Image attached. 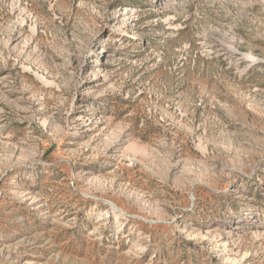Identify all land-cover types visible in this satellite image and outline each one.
<instances>
[{"label": "rangeland", "instance_id": "374dc122", "mask_svg": "<svg viewBox=\"0 0 264 264\" xmlns=\"http://www.w3.org/2000/svg\"><path fill=\"white\" fill-rule=\"evenodd\" d=\"M0 264H264V0H0Z\"/></svg>", "mask_w": 264, "mask_h": 264}]
</instances>
